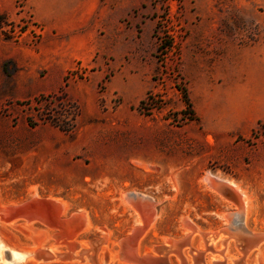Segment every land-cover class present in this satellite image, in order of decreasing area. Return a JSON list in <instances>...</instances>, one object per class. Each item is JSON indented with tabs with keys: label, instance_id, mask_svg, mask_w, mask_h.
Wrapping results in <instances>:
<instances>
[{
	"label": "rangeland",
	"instance_id": "374dc122",
	"mask_svg": "<svg viewBox=\"0 0 264 264\" xmlns=\"http://www.w3.org/2000/svg\"><path fill=\"white\" fill-rule=\"evenodd\" d=\"M0 15L19 36L0 32V205H17L14 226L0 214V264L76 233L83 216L76 238L104 234L113 255L135 229L139 253L156 254L190 233L186 217L221 232L218 252L240 209L209 172L239 184L247 228L264 230V0H0ZM161 37L174 42L167 56ZM64 109L70 133L52 123ZM226 256L241 257L233 238ZM246 264H264V241Z\"/></svg>",
	"mask_w": 264,
	"mask_h": 264
},
{
	"label": "bare ground",
	"instance_id": "6f19581e",
	"mask_svg": "<svg viewBox=\"0 0 264 264\" xmlns=\"http://www.w3.org/2000/svg\"><path fill=\"white\" fill-rule=\"evenodd\" d=\"M213 140H214L213 137L210 136L209 141L213 142ZM204 181L209 185V187H213V189H215L222 196H224L226 199L230 200L232 203L237 205L238 208L240 209L239 212H235L233 214L234 218H233L232 222H233L234 226L231 227V230L233 232H231V233L224 232V233H228L229 236L223 240V241H225L224 244H222L223 249L218 250V252H214L213 251L214 241L220 237L221 232L220 231H216V232L204 231L198 226L197 223L192 221L189 217H186L184 219V225L190 229V233H189L190 234V240H189L188 244H186V246L189 247L188 252L191 253V257H190L191 259L186 257V255L184 253L185 249L182 247V244H178V241H176L174 243L169 242V243H172V249L170 250V252L171 253L174 252L175 254H178L179 256H181V258L183 259L185 264H192L193 261H198L200 264L201 263L202 264H209L207 262L206 255H207V252L210 251V252H212V255H209V256L213 257V255H215L216 253L219 254V259H217V258L212 259L210 257L212 259L211 260L209 258L210 264H228L229 258L226 256L227 242H228L229 238H233L235 241L236 247L240 251L241 257H239L237 260H235V259L230 260L231 264H246V259H247L248 253L254 249H258L264 241V230L251 231L246 226V219L248 216V209H249L248 198H246V196L243 194V192H241V190L239 188V184H237V182H235L234 179L228 180V179L222 178L221 174L213 175L212 173L209 172L205 176ZM125 199L133 207H138L139 209H141L142 206H145L146 204H148L147 205L148 207L153 208V205L150 203L153 200L152 197L150 198L149 195L146 196V195H144V193L142 194V193H138V192H128L125 194ZM16 207H17V205H14L11 207L6 206V205L5 206L0 205V214L4 216V220L8 221V222H5L6 224L13 225V226L15 224H17V223H15L16 221L14 220V217H15L14 216L15 215L14 210L16 209ZM154 207H155V205H154ZM145 210H146V208H145ZM147 212H149V211H147ZM151 213H153V212H151ZM146 214H148V213H145V216H146ZM82 219H83L82 220L83 223L85 222L87 224V226H90L89 225L90 222L86 216L85 217L83 216ZM19 223L20 222H18V224ZM27 224L28 223H26V221H25L24 225L27 226ZM3 228H4V226H3ZM7 228H8V226H7ZM88 228H86V229H88ZM136 230L137 229H135V231ZM139 232L141 235L145 233L144 231H139ZM44 234H45V232H44ZM196 234H200L202 236V238L204 239V242H203L204 250L202 249L203 251L197 250V249L192 247V239ZM45 237L47 238V236H45ZM40 244L41 245L38 246L39 248L42 247V243H40ZM138 247H139V240L135 244V248H134L135 256H139V253H138L139 248ZM123 248L128 249L127 242H124ZM18 249H19V252H21V255L19 257H17L15 264H44V263H38L37 261H35V259H33V254L35 252L34 247L33 248H26V249L18 247ZM52 250L57 251L56 248H52ZM170 252H169V254H161L160 256H151L150 255V257H151V259H153L155 264H165L167 262L170 264V258H169V256L171 255ZM174 256L178 257L177 255H174ZM117 262L121 263L120 261H117ZM75 263H77V262H75ZM77 264H79V263H77Z\"/></svg>",
	"mask_w": 264,
	"mask_h": 264
},
{
	"label": "water",
	"instance_id": "95a60500",
	"mask_svg": "<svg viewBox=\"0 0 264 264\" xmlns=\"http://www.w3.org/2000/svg\"><path fill=\"white\" fill-rule=\"evenodd\" d=\"M84 223H82L81 227L77 230L78 233L84 231L88 227L87 224ZM185 227L187 228V226ZM77 232H72L73 234H71L67 229H64L61 232L55 233L53 235V241L49 245L42 246L34 252L33 259H35V261L38 263L61 261L77 262L79 264H113L114 261H120L121 263L128 264H155L150 255L160 256L161 254H169L170 250L172 249V243L169 242L174 243L178 241V244H182L184 249H189L186 244H188L190 240V234L181 239L175 241H166L164 244L156 246L154 249L156 254H140L138 252L139 256H135L134 248L140 236V232L137 229L136 231L134 230L130 236H127L118 242L119 248L117 253L113 255L108 250V237L106 235L101 234L94 236L91 239L81 240L76 238ZM124 242H127L128 249L123 248ZM52 248H56L57 251H53ZM171 254L178 256L176 258L178 259L179 264H185L181 256L175 254L174 252ZM165 264L169 263L167 262ZM192 264L200 263L198 261H193Z\"/></svg>",
	"mask_w": 264,
	"mask_h": 264
},
{
	"label": "trees",
	"instance_id": "16d2710c",
	"mask_svg": "<svg viewBox=\"0 0 264 264\" xmlns=\"http://www.w3.org/2000/svg\"><path fill=\"white\" fill-rule=\"evenodd\" d=\"M6 22H7V19L3 15H0V32H1V34L4 35L5 40H12V39L17 40L19 36L15 35V29L14 28H12L11 31H4V26L7 25ZM166 22H168V21L166 20ZM164 27H166L165 23H163V21H159L156 28H155L154 34L156 36H158L160 34V30ZM168 40H169L168 37L167 38L166 37L160 38L159 52H161L164 56H167L174 49L173 40L172 39H170V41H168ZM4 70L6 73L8 72L7 64L5 65ZM184 100H185L186 108L182 111V113L186 116V118L188 120L193 121L196 119V114H195V111L193 109V105H192L191 101L189 100L188 96H185ZM145 104H146V101L142 100L140 102V107H143ZM63 108H67V107H63ZM61 112L58 113L59 117H56V118H58L57 119L58 121H56L54 119V120H52V123L54 126L60 128L62 131L70 133L73 130L70 126H67V124L65 123V120L68 119L66 109L61 110ZM72 120H74V119H72Z\"/></svg>",
	"mask_w": 264,
	"mask_h": 264
},
{
	"label": "crops",
	"instance_id": "0c3cea01",
	"mask_svg": "<svg viewBox=\"0 0 264 264\" xmlns=\"http://www.w3.org/2000/svg\"><path fill=\"white\" fill-rule=\"evenodd\" d=\"M1 57H3V55H2ZM3 60H4L3 58L0 59V65H1V66H2V62H3ZM3 71H4V68H3Z\"/></svg>",
	"mask_w": 264,
	"mask_h": 264
}]
</instances>
